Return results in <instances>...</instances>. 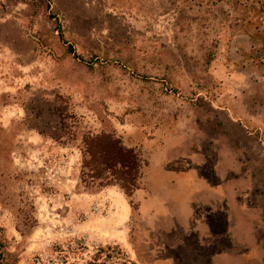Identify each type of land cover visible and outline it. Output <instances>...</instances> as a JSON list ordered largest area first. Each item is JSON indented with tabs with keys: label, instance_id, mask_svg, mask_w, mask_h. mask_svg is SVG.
Instances as JSON below:
<instances>
[{
	"label": "rangeland",
	"instance_id": "obj_1",
	"mask_svg": "<svg viewBox=\"0 0 264 264\" xmlns=\"http://www.w3.org/2000/svg\"><path fill=\"white\" fill-rule=\"evenodd\" d=\"M110 131L131 203L79 178ZM124 260L264 264V0H0V263Z\"/></svg>",
	"mask_w": 264,
	"mask_h": 264
},
{
	"label": "trees",
	"instance_id": "obj_2",
	"mask_svg": "<svg viewBox=\"0 0 264 264\" xmlns=\"http://www.w3.org/2000/svg\"><path fill=\"white\" fill-rule=\"evenodd\" d=\"M68 50L74 52L71 45ZM81 143L80 181L86 186H117L131 203L145 166L140 154L113 131L86 133ZM121 264L134 263L124 260Z\"/></svg>",
	"mask_w": 264,
	"mask_h": 264
},
{
	"label": "water",
	"instance_id": "obj_3",
	"mask_svg": "<svg viewBox=\"0 0 264 264\" xmlns=\"http://www.w3.org/2000/svg\"><path fill=\"white\" fill-rule=\"evenodd\" d=\"M1 264V263H0Z\"/></svg>",
	"mask_w": 264,
	"mask_h": 264
}]
</instances>
